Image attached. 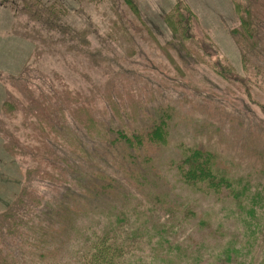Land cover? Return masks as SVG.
<instances>
[{"label":"rangeland","instance_id":"374dc122","mask_svg":"<svg viewBox=\"0 0 264 264\" xmlns=\"http://www.w3.org/2000/svg\"><path fill=\"white\" fill-rule=\"evenodd\" d=\"M0 224V264H264V0H0Z\"/></svg>","mask_w":264,"mask_h":264},{"label":"trees","instance_id":"16d2710c","mask_svg":"<svg viewBox=\"0 0 264 264\" xmlns=\"http://www.w3.org/2000/svg\"><path fill=\"white\" fill-rule=\"evenodd\" d=\"M244 12V11H243ZM246 17V16H245ZM242 18V26L246 27V33L251 36L254 32L250 21H247L246 18ZM251 34V35H250ZM161 132V133H160ZM161 134V137H160ZM162 131L160 128H157L154 132V141L157 139L162 140ZM137 134H125L117 131V141L119 145L127 148H133L135 145L136 139L138 142L139 138ZM181 159V160H180ZM178 163L179 170L181 171L180 178L184 185L190 186L192 189L195 188L197 182H205L209 188H215L216 185L224 188L230 189L231 183L225 179L218 180L216 175L212 173V170L207 163V158L204 153L200 151H192L191 154H187L180 158ZM208 189V188H207ZM206 189V190H207ZM0 224V229H1ZM118 235L110 233L108 231L103 232L98 235H95L89 244L87 250L82 254L79 260V264H131L128 256L130 251V244L122 240L121 242L116 238ZM229 256V255H228ZM228 259V257L226 258ZM156 264V263H151Z\"/></svg>","mask_w":264,"mask_h":264}]
</instances>
